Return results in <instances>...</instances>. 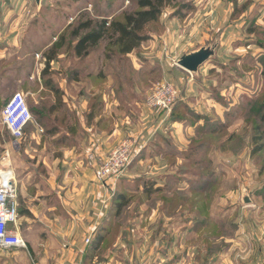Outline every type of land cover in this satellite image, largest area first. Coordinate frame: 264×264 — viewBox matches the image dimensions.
<instances>
[{
	"label": "rangeland",
	"instance_id": "374dc122",
	"mask_svg": "<svg viewBox=\"0 0 264 264\" xmlns=\"http://www.w3.org/2000/svg\"><path fill=\"white\" fill-rule=\"evenodd\" d=\"M135 1L0 0V112L20 92L39 114L19 142L0 114V168L8 161L12 175L17 167L18 207L25 210L29 191L22 178L39 159L79 155L87 148L95 153L99 144L94 161L99 164L129 138L136 144L134 159L102 187L124 193L129 208L121 218L142 211L143 219H158L148 228L150 249L159 219L168 217L177 223L182 264H264V0H176L147 26L151 38L131 54L119 57L101 41L87 57L74 55L70 24L83 13L118 19L136 9ZM183 5L188 7L176 15ZM63 32L64 46L45 68L44 52ZM202 47L214 52L196 72L177 65L183 54ZM162 82L171 83L176 101L184 102L175 108V101L167 116L145 103ZM171 114L180 119L170 120ZM219 121L223 127L213 128ZM178 123L180 131H173ZM115 129L120 134L107 142ZM160 133L170 138L164 140V157ZM187 151L195 156L187 158ZM22 214L18 225L25 247L0 248V264L28 258L31 228ZM169 224L167 230L173 228ZM172 234L163 239L166 251L173 249ZM134 244L140 249L138 241ZM170 261L172 255L162 263Z\"/></svg>",
	"mask_w": 264,
	"mask_h": 264
},
{
	"label": "crops",
	"instance_id": "0c3cea01",
	"mask_svg": "<svg viewBox=\"0 0 264 264\" xmlns=\"http://www.w3.org/2000/svg\"><path fill=\"white\" fill-rule=\"evenodd\" d=\"M168 125H164L165 130ZM176 128L180 131V123L172 130ZM119 134L115 129L106 141L110 143ZM159 136L163 141L157 143L158 149L164 157L167 152L164 144L170 138L163 133ZM172 143L178 150L184 148L180 143ZM98 145L95 153L87 148L79 155L70 152L61 159H39L26 171L22 182L29 193L23 198L26 212L22 216L29 219L31 228L27 239L29 251L28 258L19 260L17 257V260L21 264H102L104 259H108L109 264H136L140 259V264H165L162 263L164 257L168 256L170 260L172 255L173 261L168 264H182L179 247L176 251L175 234L178 231L175 221L168 217L159 219L160 230L153 236L154 249H150L148 228L158 219H143L142 211L137 217L121 218L129 208V204L119 206L113 201L116 193H122L121 189L103 188L95 180L94 163L86 159L90 153L100 155L101 146ZM13 168L16 183L14 174L17 167ZM143 207L144 204L138 209ZM169 222L173 228L167 230ZM172 231L174 246L167 253L163 249V239ZM108 239L110 246L106 251L104 245ZM134 240L140 243V249L135 247Z\"/></svg>",
	"mask_w": 264,
	"mask_h": 264
},
{
	"label": "built area",
	"instance_id": "2783aa9c",
	"mask_svg": "<svg viewBox=\"0 0 264 264\" xmlns=\"http://www.w3.org/2000/svg\"><path fill=\"white\" fill-rule=\"evenodd\" d=\"M178 97L177 89L168 82L159 83L146 97L149 108L165 111L166 116L171 112L172 106ZM1 118L4 125L19 142L23 137V130L29 123L32 115L26 97L20 93H13L1 108ZM136 144L132 139L121 140L101 163H94L93 154L87 156L94 163V177L104 185L107 179L118 178L131 164L136 155ZM4 169V167H2ZM19 210L17 185L9 172L0 175V248H23L25 243L18 229ZM88 241V239H87Z\"/></svg>",
	"mask_w": 264,
	"mask_h": 264
},
{
	"label": "trees",
	"instance_id": "16d2710c",
	"mask_svg": "<svg viewBox=\"0 0 264 264\" xmlns=\"http://www.w3.org/2000/svg\"><path fill=\"white\" fill-rule=\"evenodd\" d=\"M175 2L176 0H136V9L132 11L123 12L120 18L111 20H108L105 17L100 19H94L91 17H87L86 14L83 13L79 17V19L72 23V25H69V36L75 39L74 44L72 46L74 55L77 58L87 57L90 53V50L95 48L101 41H106L108 46L111 47L110 49L113 54L115 53L119 57L131 54L136 49H138L143 42L151 38L150 33L146 31L147 26L150 23L156 22L159 19L163 9ZM185 7L188 6H181L175 14L181 16L182 8ZM64 43L65 32L61 33L57 40L53 42L48 48V50L44 52L45 68L50 67L51 61L54 60L59 50L64 46ZM49 82L50 81L47 80L46 84H48ZM182 104L184 105V102L178 99L175 103V108L178 107V105ZM29 110L32 115V119L34 117L33 115H35L36 117L39 115L30 107ZM260 110L261 105L258 106L255 111L259 112ZM191 113L193 114V111ZM169 119L178 120L180 119V117H176L174 114H171L169 116ZM261 119L262 121H264V116ZM189 120L191 122V119ZM206 120L209 121L208 118ZM202 126H199L198 128H202ZM222 127L223 123L219 121L218 125L214 126L213 128L221 129ZM206 128L209 129V126L207 125ZM253 128L254 131H256L258 127L254 125ZM251 139L254 143L258 140V137L253 135ZM222 146L223 144L221 145V148ZM259 150H261V145L255 147L253 152H257ZM186 155V157L189 159L195 156V154H191L189 153V151L186 152ZM196 161L204 162L205 159H203L202 157H197ZM113 201H116L117 205L122 206L124 203H126L124 193H116L113 198ZM18 210L19 215L21 214V212L23 214L24 212H26L20 210L19 207Z\"/></svg>",
	"mask_w": 264,
	"mask_h": 264
},
{
	"label": "water",
	"instance_id": "95a60500",
	"mask_svg": "<svg viewBox=\"0 0 264 264\" xmlns=\"http://www.w3.org/2000/svg\"><path fill=\"white\" fill-rule=\"evenodd\" d=\"M38 4L39 0H35ZM213 49L209 47H202L198 50L183 54L177 61V65L189 71L196 72L198 68L213 55ZM245 203L250 199L247 196L243 197Z\"/></svg>",
	"mask_w": 264,
	"mask_h": 264
},
{
	"label": "bare ground",
	"instance_id": "6f19581e",
	"mask_svg": "<svg viewBox=\"0 0 264 264\" xmlns=\"http://www.w3.org/2000/svg\"><path fill=\"white\" fill-rule=\"evenodd\" d=\"M5 172H9V174L11 175V171L9 170V167H8V161L5 162L4 169L3 168L0 169V175H1V173L3 175Z\"/></svg>",
	"mask_w": 264,
	"mask_h": 264
}]
</instances>
